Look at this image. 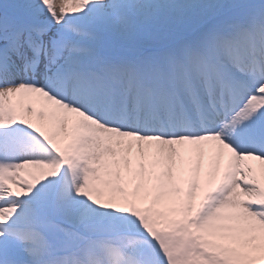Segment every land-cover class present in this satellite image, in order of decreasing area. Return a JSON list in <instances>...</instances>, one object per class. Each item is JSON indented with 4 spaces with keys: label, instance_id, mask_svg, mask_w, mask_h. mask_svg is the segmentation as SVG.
<instances>
[{
    "label": "snow or ice",
    "instance_id": "snow-or-ice-1",
    "mask_svg": "<svg viewBox=\"0 0 264 264\" xmlns=\"http://www.w3.org/2000/svg\"><path fill=\"white\" fill-rule=\"evenodd\" d=\"M0 264H264V0H0Z\"/></svg>",
    "mask_w": 264,
    "mask_h": 264
},
{
    "label": "bare ground",
    "instance_id": "bare-ground-1",
    "mask_svg": "<svg viewBox=\"0 0 264 264\" xmlns=\"http://www.w3.org/2000/svg\"><path fill=\"white\" fill-rule=\"evenodd\" d=\"M201 162V158L198 156V155H194L193 158H192V166L195 167L196 164L200 163ZM212 162V157L210 154H206L204 157H203V163L205 165H210ZM249 163H251L253 165L254 168H260L261 166L259 165V162L257 161H250Z\"/></svg>",
    "mask_w": 264,
    "mask_h": 264
},
{
    "label": "rangeland",
    "instance_id": "rangeland-1",
    "mask_svg": "<svg viewBox=\"0 0 264 264\" xmlns=\"http://www.w3.org/2000/svg\"><path fill=\"white\" fill-rule=\"evenodd\" d=\"M15 102V101H14ZM25 178L27 179V178H29L27 175H25Z\"/></svg>",
    "mask_w": 264,
    "mask_h": 264
}]
</instances>
